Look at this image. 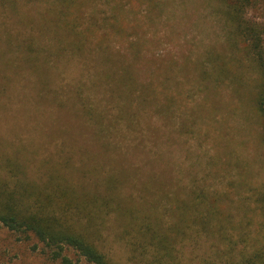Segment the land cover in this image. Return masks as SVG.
Returning a JSON list of instances; mask_svg holds the SVG:
<instances>
[{
	"label": "rangeland",
	"instance_id": "rangeland-1",
	"mask_svg": "<svg viewBox=\"0 0 264 264\" xmlns=\"http://www.w3.org/2000/svg\"><path fill=\"white\" fill-rule=\"evenodd\" d=\"M76 1L0 6V192L89 193L84 213L70 214L111 264H158L146 230L167 228L182 198L212 201L217 215L163 264H213L228 242L234 254L264 243L257 71L230 0ZM245 9L264 31V0ZM25 194L13 197L36 202ZM0 263L61 261L0 223Z\"/></svg>",
	"mask_w": 264,
	"mask_h": 264
},
{
	"label": "trees",
	"instance_id": "trees-1",
	"mask_svg": "<svg viewBox=\"0 0 264 264\" xmlns=\"http://www.w3.org/2000/svg\"><path fill=\"white\" fill-rule=\"evenodd\" d=\"M55 1L67 10L78 4L76 0ZM16 2L17 0H0V6L7 5L13 9ZM249 2L250 0H230L227 15L243 47L242 52L253 63L257 71V76L254 79L256 89L254 102L261 117L264 142V31L259 23L245 16V8ZM60 17L59 15V19ZM64 25L68 29H72L68 21L64 22ZM124 80H127L125 74L120 76V81L124 83ZM17 187L13 192L10 191V194L6 190L4 193L0 192V223L2 225L11 231L32 234L51 250L53 259H60L61 264H72V261L62 254L64 248L73 249L90 264H111L104 253L94 244L90 232L87 233L79 226L77 227L76 219L73 217L84 213L85 202L91 196L89 193L83 192L75 196L72 187L53 188L49 192L40 191L38 193L34 187L29 188L27 185H23L22 192H20L19 185ZM2 190L4 191V189L0 191ZM23 193L36 202L23 203L13 197L14 194L21 195ZM105 200L103 198L104 203H106ZM202 202H204L203 198L198 200L178 199L173 208L174 219L167 228H160L157 225L158 220L152 222V227L147 228L145 239L150 242L152 250L155 251L158 258L173 257L176 240L188 236L189 228L193 224L198 225L203 231L209 232L210 222L212 218H216L217 213L212 208V201L209 206H203ZM47 206L54 210H48ZM261 208L264 206L261 205ZM71 212H74L73 216L70 214ZM235 244L228 242L222 251L218 250L221 253L219 261L213 264H264V243L258 246L243 244L234 254L235 246H237ZM157 257L158 264H163Z\"/></svg>",
	"mask_w": 264,
	"mask_h": 264
}]
</instances>
